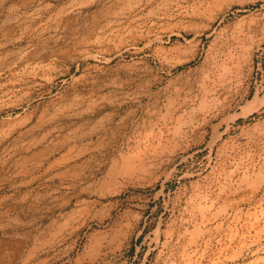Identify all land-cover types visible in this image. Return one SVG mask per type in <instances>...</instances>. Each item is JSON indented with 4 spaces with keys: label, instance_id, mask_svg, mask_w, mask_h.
Wrapping results in <instances>:
<instances>
[{
    "label": "rangeland",
    "instance_id": "rangeland-1",
    "mask_svg": "<svg viewBox=\"0 0 264 264\" xmlns=\"http://www.w3.org/2000/svg\"><path fill=\"white\" fill-rule=\"evenodd\" d=\"M0 264H264V0H0Z\"/></svg>",
    "mask_w": 264,
    "mask_h": 264
}]
</instances>
